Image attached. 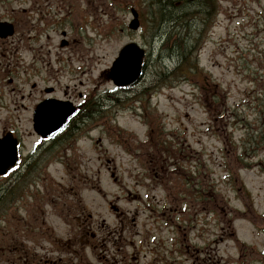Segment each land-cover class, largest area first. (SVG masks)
I'll list each match as a JSON object with an SVG mask.
<instances>
[{"label":"rangeland","instance_id":"obj_1","mask_svg":"<svg viewBox=\"0 0 264 264\" xmlns=\"http://www.w3.org/2000/svg\"><path fill=\"white\" fill-rule=\"evenodd\" d=\"M32 5L40 28L16 14L0 38V133L25 147L23 168L0 179V264H264V0H12L0 19ZM131 41L146 67L126 94L102 72ZM48 87L75 103L97 94L93 121L26 169ZM144 87L150 100L135 96ZM251 136L260 148L243 167ZM52 194L58 205H44ZM78 198L83 222L69 215ZM15 247L27 258L12 260Z\"/></svg>","mask_w":264,"mask_h":264},{"label":"water","instance_id":"obj_2","mask_svg":"<svg viewBox=\"0 0 264 264\" xmlns=\"http://www.w3.org/2000/svg\"><path fill=\"white\" fill-rule=\"evenodd\" d=\"M134 27H137V24L134 25ZM13 27L8 23H1L0 24V35L2 37H7L11 34H13ZM143 50L139 49L136 43H131L127 45L121 52V56L118 58V60L115 62V68H114V74L113 78L115 82L119 85H125L131 82H134L140 75L141 69H142V58H143ZM75 111L74 109H66L62 113L59 121L52 122L50 124V128L52 130H55L59 128L64 122L67 120V118ZM41 109L37 111V130L40 133L46 134L45 130L47 128L42 127V124L44 119L43 116H41L40 113ZM6 169H3L1 171L5 172Z\"/></svg>","mask_w":264,"mask_h":264},{"label":"trees","instance_id":"obj_3","mask_svg":"<svg viewBox=\"0 0 264 264\" xmlns=\"http://www.w3.org/2000/svg\"><path fill=\"white\" fill-rule=\"evenodd\" d=\"M158 1L161 2L162 0H158ZM199 4H204V0H198V5ZM162 9H163V7H162ZM163 15H164V11L162 10V16ZM168 36H169V39H170L171 35L168 34ZM165 44H168V41H166ZM184 64H188V60L186 58H184V59H182L180 61V66L183 67ZM186 67H188V69H189L188 65H186ZM191 70L192 71H198V65L196 64L195 66H193V68ZM149 89L150 88H147V89L145 88L142 91V93L143 94H147V92L149 93ZM261 117L264 119V116H261ZM255 137H253V136H251L250 138L247 137L248 143L244 147V149L242 150L241 156L239 157L240 160H241V163L243 164V167H249L250 166L249 159L254 155L253 152H256L260 148V147H258L259 140H258L257 137L256 138Z\"/></svg>","mask_w":264,"mask_h":264},{"label":"flooded vegetation","instance_id":"obj_4","mask_svg":"<svg viewBox=\"0 0 264 264\" xmlns=\"http://www.w3.org/2000/svg\"><path fill=\"white\" fill-rule=\"evenodd\" d=\"M12 1V0H11ZM14 1H18V0H14ZM34 1V0H33ZM26 3H27V1H26ZM36 10H35V7H34V5H32L31 7H24V8H22V9H20V10H18L17 8H12L11 9V12H12V14H13V18L12 19H16V14L19 16V17H21V18H23V19H26V20H29L30 19V21L27 23H25V25H30L29 26V28L27 29V31H32V24H30L31 23V19L33 18V15H34V12H35ZM19 14H21V16L19 15ZM14 23L16 24L17 22L16 21H14ZM8 131V129L7 128H3L2 129V131H1V133H0V136H2V135H4L6 132ZM15 170H17V169H15ZM14 170V171H15ZM14 174H16V172L14 173ZM2 189L0 188V191H1ZM80 217H77L76 218V220H79L80 221ZM14 253H15V261L16 260H22V257H20L19 255H18V253L20 252V249L19 248H14L13 250H12Z\"/></svg>","mask_w":264,"mask_h":264},{"label":"bare ground","instance_id":"obj_5","mask_svg":"<svg viewBox=\"0 0 264 264\" xmlns=\"http://www.w3.org/2000/svg\"><path fill=\"white\" fill-rule=\"evenodd\" d=\"M169 35H172V33H169Z\"/></svg>","mask_w":264,"mask_h":264}]
</instances>
